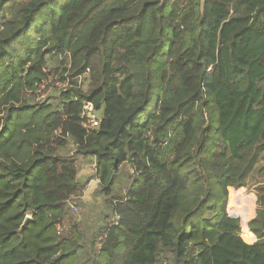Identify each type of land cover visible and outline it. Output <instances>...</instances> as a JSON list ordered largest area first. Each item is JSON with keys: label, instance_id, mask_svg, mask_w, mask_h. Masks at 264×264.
I'll return each mask as SVG.
<instances>
[{"label": "trees", "instance_id": "16d2710c", "mask_svg": "<svg viewBox=\"0 0 264 264\" xmlns=\"http://www.w3.org/2000/svg\"><path fill=\"white\" fill-rule=\"evenodd\" d=\"M76 156L115 216L96 240ZM263 156L264 0H0V264H264V182L249 228L240 200Z\"/></svg>", "mask_w": 264, "mask_h": 264}, {"label": "rangeland", "instance_id": "374dc122", "mask_svg": "<svg viewBox=\"0 0 264 264\" xmlns=\"http://www.w3.org/2000/svg\"><path fill=\"white\" fill-rule=\"evenodd\" d=\"M57 66L55 61H49L48 67L53 69ZM57 79L54 78L49 80V83L44 84L41 88V96L39 100L40 102H50L52 104H57L60 97V93L65 90L67 84L55 83ZM51 82H54L55 85H52ZM87 88V85H86ZM54 96V97H52ZM96 117L100 120L102 119V113L97 112ZM73 151V148L70 147ZM70 149H68L70 151ZM78 165V182L81 187V192L78 196L71 200V204L74 206L71 207V216L76 223V225L81 229L82 233L88 239H95L100 232L101 228L110 222L113 221L114 213L113 210L108 205L110 198L105 197L103 192L100 190V182L92 184L91 180H98L97 178V171H96V160L92 156L83 157V156H76ZM134 176L132 175V169L129 164L123 165L118 175L116 176L115 183L112 185L113 195L111 197H121L126 194L128 186L131 184ZM264 182V156L261 162L258 164L257 168L251 174L248 179V186L244 187L241 190V204L242 206H249L251 199L250 196L255 197V205H254V215L250 218L246 225L249 228V223L255 219L257 215V192L256 188ZM93 185V186H92ZM94 186H96L94 188ZM87 187V188H86ZM241 189V188H240ZM239 190V189H235ZM230 192V191H229ZM227 210L231 217L239 219L241 222V236L243 238V219L241 216H237L234 212L229 210V197L227 201ZM114 216V217H113ZM69 224L66 225L61 230V234H66V229L69 228ZM68 233V232H67ZM244 240V239H243ZM245 242V241H244ZM246 243V242H245ZM249 244V243H247Z\"/></svg>", "mask_w": 264, "mask_h": 264}, {"label": "built area", "instance_id": "2783aa9c", "mask_svg": "<svg viewBox=\"0 0 264 264\" xmlns=\"http://www.w3.org/2000/svg\"><path fill=\"white\" fill-rule=\"evenodd\" d=\"M96 113L97 110L94 104L92 102H86L81 113V119H82V126L86 129L88 133L97 129L99 126L101 119L99 120L96 117ZM57 136L58 137L60 136V132L57 133ZM67 138H69V135H67ZM70 206L73 207L74 205L71 204Z\"/></svg>", "mask_w": 264, "mask_h": 264}, {"label": "crops", "instance_id": "0c3cea01", "mask_svg": "<svg viewBox=\"0 0 264 264\" xmlns=\"http://www.w3.org/2000/svg\"><path fill=\"white\" fill-rule=\"evenodd\" d=\"M92 181V184H95L96 185V183H99V180H91ZM79 183V182H78ZM93 186V185H92ZM96 186H94V188H95ZM87 188V187H86ZM257 241V238L255 239V241L254 242H252V243H250V244H254L255 242Z\"/></svg>", "mask_w": 264, "mask_h": 264}, {"label": "water", "instance_id": "95a60500", "mask_svg": "<svg viewBox=\"0 0 264 264\" xmlns=\"http://www.w3.org/2000/svg\"><path fill=\"white\" fill-rule=\"evenodd\" d=\"M29 219H30V217H27V219H26V221H25V224L29 221ZM25 224H24V225H25Z\"/></svg>", "mask_w": 264, "mask_h": 264}]
</instances>
